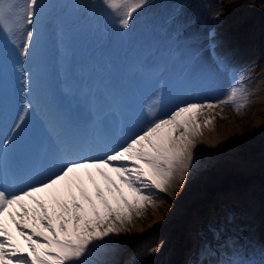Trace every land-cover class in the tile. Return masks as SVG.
<instances>
[{
    "label": "snow or ice",
    "instance_id": "6c2138e0",
    "mask_svg": "<svg viewBox=\"0 0 264 264\" xmlns=\"http://www.w3.org/2000/svg\"><path fill=\"white\" fill-rule=\"evenodd\" d=\"M145 4L146 0H89L82 7L89 11L106 10L105 14H110L117 28L129 29L133 14ZM45 7L41 0H22V3L0 0V41L11 39L15 45L14 37L18 33L23 36L18 45L22 59L13 64L22 109L11 128L14 134L21 130L37 103L38 73L29 56L30 52L35 56L32 41L38 36L37 10L42 13ZM214 35L209 33L210 37ZM209 48L215 65L213 71L229 80L222 99L185 100L162 111L161 96L157 93L156 99L144 107L138 133L115 145L107 142L103 122L88 133L64 130L54 122L56 153L50 166L35 175L30 161L10 153L13 138L3 139L0 145V264H91L89 258L106 238L131 232L137 220L146 218L149 209L160 207L159 194H169L171 188L186 179L194 149L204 142V130L214 127L218 115L213 114L215 109L230 104L242 115L255 91L249 86L250 77L244 70L218 55L214 43ZM168 55L179 57L180 53L158 52L154 58H146L141 72L158 85L167 84ZM81 170L93 191L86 186ZM39 193H48L51 205ZM61 193H66L67 198ZM27 200L34 207L30 208ZM218 264H264V252L256 261L233 251Z\"/></svg>",
    "mask_w": 264,
    "mask_h": 264
},
{
    "label": "rangeland",
    "instance_id": "374dc122",
    "mask_svg": "<svg viewBox=\"0 0 264 264\" xmlns=\"http://www.w3.org/2000/svg\"><path fill=\"white\" fill-rule=\"evenodd\" d=\"M60 1L63 0L57 1L56 4ZM73 1L77 4L75 0ZM65 2L69 5V0H65ZM80 2L86 5L89 0H80ZM185 2L181 0H161L154 5L156 11H159L167 19L170 27L185 22L188 24L195 22L197 24L202 15L206 14L208 16L207 24L203 29L198 28V31H192L186 35L182 33L180 43L183 49L181 51H185L187 48L201 42L197 39V32H214L215 35L212 39L214 44L222 39L227 43L231 41V38L226 35L227 32L233 37L246 33L254 35L253 37L247 36L250 43L244 39L237 40L238 45L242 49H248V51L245 55L237 57L238 62L235 65L240 67L247 63L253 64L250 69L252 74L249 86L255 91L247 108L243 109L242 115H238L230 104L221 105L215 109L213 114L221 115L223 118L218 120L216 115L214 127L206 128L207 131H204L203 136L204 142L198 143L194 149L193 165L189 169L186 179L180 184L181 186L170 189L172 199L178 201L170 202L162 199L161 196L160 201L162 203L160 207L149 209L144 219L146 225L137 220L139 221L136 225L137 231H133L134 239H136L135 245L132 246L130 251H127L128 256H130L129 264H165L166 259L171 262L176 260L175 264H205L203 255L193 254L195 250L190 251L192 258L197 260L194 263H192V260L191 263L186 262L184 259L180 260L179 253L175 259L172 255L175 254L176 249H172L169 253L171 247H177L184 243L185 232L188 234V241L198 242L209 247L216 256L221 254L229 256L230 252L227 247L230 246L225 244V240L229 237V231H238L242 238L238 239L231 247L233 249L236 247L241 253L250 258L252 254L247 249V242L253 244L256 249L255 258L259 261L261 252H263V235L256 227L259 224L264 225V0H188V5L181 19L176 18L174 15L171 16ZM96 11H100L101 14L106 12V10L99 8ZM148 17L149 11L139 9L133 14L129 29H118L125 35H131L132 39L139 38L143 33L152 31L167 37V26L152 30L154 25ZM136 18H138V21H135ZM139 27H143V29L139 30ZM107 28H109L108 24L102 23L100 25L101 32H105ZM220 34L222 39L218 38ZM174 35L177 36L178 33ZM193 35H195L194 40H192ZM256 38L261 39L254 43ZM154 39L152 37V42ZM112 42L114 41L112 40ZM112 48L113 46L101 47L102 50ZM135 50L138 51V49ZM130 59L131 57H128V60ZM140 59V56H135L136 61ZM92 61L95 64L98 63V60ZM204 63L208 67V61L206 60ZM210 71L216 88L224 91V85L229 80L226 77H220L213 70ZM207 148L212 152L225 153L219 164L211 167L207 159H200L201 154L203 155L201 150ZM256 184L257 187L255 188ZM224 185L227 189L230 188L231 191H237L239 188L246 190V210L241 215L236 216L235 214L240 210L239 207L235 206L238 202L234 205L235 207L228 206L230 210L224 217L230 216L233 220L231 222L228 220L230 226L223 231L218 230V228L204 227L190 231L189 228H197L199 220L204 221L205 224V209L209 208L206 203L208 196H221L222 192L220 190ZM217 192L221 193L218 194ZM236 199H238V196H236ZM240 205L245 207L244 203H240ZM220 212L226 213L227 211ZM152 214L154 215L151 219ZM211 219L220 222L219 216ZM185 221H187V225H183ZM154 233H158L156 236L158 240L150 241V243L159 244L154 251L151 250L146 256V250H136L137 246L149 241ZM127 234L132 235V231L127 232ZM166 244L168 245L167 248L165 247ZM97 250L89 258L90 261L99 258ZM156 253L155 258L148 260L151 255ZM118 258L117 256L116 259L118 260ZM124 264H127V262Z\"/></svg>",
    "mask_w": 264,
    "mask_h": 264
},
{
    "label": "bare ground",
    "instance_id": "6f19581e",
    "mask_svg": "<svg viewBox=\"0 0 264 264\" xmlns=\"http://www.w3.org/2000/svg\"><path fill=\"white\" fill-rule=\"evenodd\" d=\"M72 1V2H71ZM69 5H71V6H75L76 5V3L73 1V0H69ZM17 37L18 38H20V36L19 35H17ZM187 84H185V86H186ZM142 126V125H141Z\"/></svg>",
    "mask_w": 264,
    "mask_h": 264
},
{
    "label": "trees",
    "instance_id": "16d2710c",
    "mask_svg": "<svg viewBox=\"0 0 264 264\" xmlns=\"http://www.w3.org/2000/svg\"><path fill=\"white\" fill-rule=\"evenodd\" d=\"M257 187V184H256V186H255V188ZM239 191H241V192H243L244 193V191L243 190H239ZM215 206V204L214 205H212V207H209V208H213Z\"/></svg>",
    "mask_w": 264,
    "mask_h": 264
}]
</instances>
